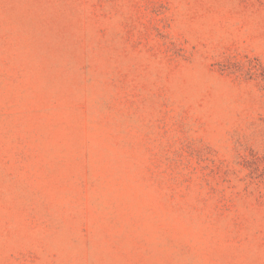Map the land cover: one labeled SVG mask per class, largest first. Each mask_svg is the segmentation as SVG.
<instances>
[{
    "label": "rangeland",
    "instance_id": "obj_1",
    "mask_svg": "<svg viewBox=\"0 0 264 264\" xmlns=\"http://www.w3.org/2000/svg\"><path fill=\"white\" fill-rule=\"evenodd\" d=\"M0 264H264V0H0Z\"/></svg>",
    "mask_w": 264,
    "mask_h": 264
}]
</instances>
